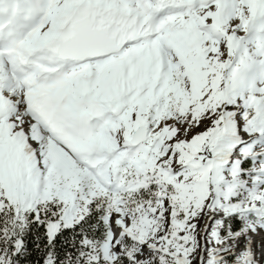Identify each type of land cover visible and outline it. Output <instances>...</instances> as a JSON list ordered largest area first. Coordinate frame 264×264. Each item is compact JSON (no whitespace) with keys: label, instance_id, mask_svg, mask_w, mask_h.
I'll use <instances>...</instances> for the list:
<instances>
[{"label":"snow or ice","instance_id":"1","mask_svg":"<svg viewBox=\"0 0 264 264\" xmlns=\"http://www.w3.org/2000/svg\"><path fill=\"white\" fill-rule=\"evenodd\" d=\"M0 264H264V0H0Z\"/></svg>","mask_w":264,"mask_h":264}]
</instances>
